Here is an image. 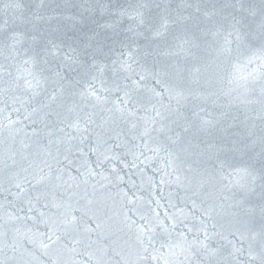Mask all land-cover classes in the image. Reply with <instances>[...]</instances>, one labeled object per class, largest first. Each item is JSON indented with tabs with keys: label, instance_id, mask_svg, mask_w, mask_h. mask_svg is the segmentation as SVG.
I'll return each instance as SVG.
<instances>
[{
	"label": "snow or ice",
	"instance_id": "snow-or-ice-1",
	"mask_svg": "<svg viewBox=\"0 0 264 264\" xmlns=\"http://www.w3.org/2000/svg\"><path fill=\"white\" fill-rule=\"evenodd\" d=\"M6 7L21 17L0 23V113L10 141L0 153V252L27 242L44 259L29 252L19 264H264V129L258 139L254 132L229 138L228 112L200 115L211 116L209 103L222 107L218 94L198 91L195 74L149 66L150 53L134 48L131 37L115 59L99 45L66 52L53 41H29L14 27L17 19L30 23L23 5ZM148 7L133 9L138 28H155L139 10ZM165 13L154 35L174 25L172 36L193 67L209 48L222 62L245 52L247 63L260 61L259 70L229 83L259 106L264 122V0L259 9L214 5L203 13L205 27ZM258 13L253 29L246 20ZM213 129L219 142L194 143L197 133ZM162 152L164 168L152 167ZM238 154L248 159L235 162ZM97 185L117 190L125 209L118 231L127 239L102 230L89 192ZM0 264L17 262L4 253Z\"/></svg>",
	"mask_w": 264,
	"mask_h": 264
},
{
	"label": "water",
	"instance_id": "water-1",
	"mask_svg": "<svg viewBox=\"0 0 264 264\" xmlns=\"http://www.w3.org/2000/svg\"><path fill=\"white\" fill-rule=\"evenodd\" d=\"M15 3L23 5V17H26L30 23H20V20L17 19L14 27L26 33V38L29 41L32 37H36L40 44L53 41L60 44L66 52L70 45L81 53L86 49L90 52L93 46L99 45L103 48L106 56L115 59L116 54L121 49V41H126L128 37H131L137 42L133 45L134 48H139L142 53H150L147 56L149 66H175L183 70V75L189 78H191L190 73L195 74L196 79L200 81L199 85H196L198 91H213L218 94V104L222 107H214L209 103L206 107L211 116L205 113L200 115L203 118L211 119L213 117L220 118L222 111L228 112L227 124L232 126L229 127L225 135L229 138L242 139L249 133L254 132L253 139H258L261 129H264V122L258 118L259 106L246 103L240 91H231V89L236 88V85L229 83L233 77L238 81L249 77V73L253 69H258L259 60L254 61L252 64L247 63L248 53L245 52L238 60L233 59L231 62H222L216 58L213 48H209L205 58L195 65V67L200 68V72L195 73L193 63L186 59L180 46L181 41L174 39L172 36V33L177 31L174 25L170 24L168 31L161 29L163 35H154L155 29H158L163 22L162 17L166 14L165 9L172 16L178 13L191 16L188 21L190 26L199 24L201 27H205L208 25V21L205 20L203 13L205 10L212 9L214 5L218 8L221 4L231 3L236 4L238 8L239 4L243 3L246 7L252 6L259 9L262 0H0V23H3L4 20L11 22L12 19L21 17V11L6 7V5ZM140 4L149 6L148 9L141 8L139 10L146 13V16L153 21L155 28L152 26L147 29L137 27L139 18H133L135 17L133 9ZM157 5L160 7L157 8ZM197 6L201 9L199 12L196 10ZM122 9L127 10L129 14L120 15ZM236 14L239 15L240 13L237 12ZM259 22V13L255 17L248 16L246 20V23L253 29L256 28ZM130 29L133 31H129ZM137 31L141 32L142 35L137 36ZM209 40H211V37H209ZM109 48L114 51L109 52ZM0 60H2V57H0ZM174 103L175 101H173ZM189 115H191L190 112ZM4 116V113H0V153H3L5 147H7L6 141L10 143L8 141L9 132L6 127L8 122ZM232 117H235V119L233 120ZM12 118L16 119L15 114H12ZM220 139L221 133L213 129L197 133L194 143H198L203 148L207 143H217ZM255 151L259 152L258 145ZM247 159V156L238 154L235 162ZM165 163L166 157L162 152L159 157L154 158L152 167L163 169ZM168 170L170 171V169ZM149 174L152 173L149 172ZM155 175L159 179L162 172L157 171ZM232 179L237 180L240 177L233 176ZM89 192L96 201L98 222L102 224V230L115 232L122 240L127 239L124 233L118 231L122 227L120 223L121 214L125 209L122 207L120 198L116 195L117 190L104 189L97 185L94 193L91 188H89ZM7 243L11 245L13 241L8 239ZM29 252L44 259L38 247L27 242H25L23 248H18L15 253L10 247L5 248L3 252H0V258L6 253L8 257L14 256L17 264H19L21 261L31 259L28 255Z\"/></svg>",
	"mask_w": 264,
	"mask_h": 264
}]
</instances>
